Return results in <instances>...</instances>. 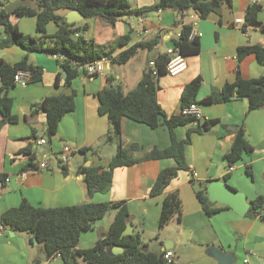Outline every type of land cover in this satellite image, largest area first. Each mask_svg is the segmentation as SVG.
Returning a JSON list of instances; mask_svg holds the SVG:
<instances>
[{
  "label": "crops",
  "instance_id": "1",
  "mask_svg": "<svg viewBox=\"0 0 264 264\" xmlns=\"http://www.w3.org/2000/svg\"><path fill=\"white\" fill-rule=\"evenodd\" d=\"M157 1L129 0L132 12L115 22L96 16L75 23L80 28L87 25V29L79 35L102 47L111 48L122 37L129 36L125 45L111 51L112 57L140 42L157 40L158 44L151 50H140L124 65L112 61L107 63L103 74L92 76L80 71L70 87L64 85L67 75L61 69L57 56L49 53L27 54L18 46L0 47V60L15 64L28 56L30 63L43 69L40 82L29 83L26 87L16 85L10 90L12 113L19 121L5 125L0 131V264H37L39 254L44 250L39 244L31 243L29 234L15 232L2 224L3 213L19 207L23 201L44 209L82 203L124 202L130 214L129 223L134 234L141 235L145 250L156 253L171 250L174 253L173 264H218L207 253L211 247L234 255L235 263L244 257V264H264L262 218L240 217L232 209H224L209 217L196 197L200 184L206 182L208 186L211 180L222 181L226 176L227 183L244 192L249 202L259 196L264 197V108L250 112L245 98H235L222 104L202 103L214 91L221 90L227 83H234L238 75L246 80L264 76V63L256 54L249 53L241 59L238 55L240 48H263L264 1L259 5L257 25L246 23L251 6L249 0H231V5L225 3L220 12L201 18L198 24L202 34L200 53L187 57L188 67L183 73L175 77L167 74L158 81L157 97L162 109L168 115H179L185 87L196 78L202 79L197 104L203 118L175 130L178 140H185L190 134L191 143L186 148L189 169L180 171L162 194L152 196L150 191L160 171L173 167L175 163L172 159L143 160L116 168L112 187L107 193L92 196L87 193L81 168L92 167L101 172L114 156L108 148L113 144L105 141L110 123L106 116L98 112V94L108 86L121 87L125 93L133 90L148 70L149 62L172 48L183 26L188 23L189 14L182 17L174 10L137 12L155 5ZM2 2L4 0H0V12ZM68 12L62 10L58 14L65 18ZM239 19L245 24H237ZM12 20L23 34L41 38L36 16L12 17ZM57 29L54 22L48 23L47 36H53ZM6 37L4 27L0 25V42ZM46 42L51 44L50 40ZM134 61H137L138 67L130 72L128 69ZM57 76L61 77L58 85L55 84ZM73 93L74 110L61 119L57 134L48 140L46 115L43 112L32 114L33 105L46 97ZM212 120H217V123L205 129V122ZM199 124L203 128L201 132L196 130ZM239 127L244 128L246 139L254 150L230 166L225 156L231 151ZM33 135H36L35 139ZM38 140H45V143L40 145ZM122 143L124 147L132 144L139 146L132 154L133 158L139 159L154 148L169 147L170 132L165 125L151 129L124 118ZM65 146L74 151L69 164L64 166L60 160ZM32 156L36 166L46 162L47 169L27 170ZM231 167L234 168L232 171ZM247 168L251 176L247 174ZM7 179L10 181L7 182ZM176 191L182 200V220L174 218L160 229L164 199L168 193ZM117 212L112 209L94 224L91 231L83 233L77 248H92L107 233ZM42 264L64 263L56 257L42 261Z\"/></svg>",
  "mask_w": 264,
  "mask_h": 264
},
{
  "label": "trees",
  "instance_id": "2",
  "mask_svg": "<svg viewBox=\"0 0 264 264\" xmlns=\"http://www.w3.org/2000/svg\"><path fill=\"white\" fill-rule=\"evenodd\" d=\"M16 1V0H15ZM25 5L18 7L14 13L7 12L5 7L12 0H4L0 12V25L5 29L7 37L0 42V47L6 48L18 46L27 54L49 53L57 55L61 69L66 73L64 85L70 87L73 80L79 75L80 67L95 62L103 57L109 58L113 63L124 65L128 63L140 50H151L157 46L158 41L140 42L120 53L116 57L111 56V51L129 41V36H124L111 47L96 45L93 41L79 35L87 29V25L76 27V24H68L66 19L58 14L59 10L78 11L85 19L96 16L115 22L132 12L129 0H24ZM231 0H158L153 6L142 8L137 12L151 10H174L182 17L191 11H196L201 18H207L212 13L220 12L222 6ZM260 6L251 5L246 16L248 25H257V14ZM36 16L37 30L42 34L41 38L23 34L12 17ZM54 22L58 29L53 36H47L46 25ZM191 26L185 24L180 36L174 41V47L184 56L198 55L201 51L200 38L190 39ZM46 40L51 44L47 45ZM249 53L256 54L260 62L264 63V49L261 47H244L239 49V59ZM157 76L153 75L154 69L149 67L144 72L137 86L125 93L121 87L108 86L98 94L101 116H106L110 123V130L105 141L117 145L116 154L111 159L109 166L99 172L97 168L82 167L80 173L84 176L87 193L89 196L95 193H107L113 182L114 170L119 167L134 165L143 160L172 159L173 167L164 168L160 171L157 180L151 188L150 194L157 196L162 194L170 182L176 178L180 171H186L189 166L186 161V148L191 143L188 133L185 140H178L175 130L178 127L194 123L192 116L168 115L158 102V81L161 76L167 75V63L169 57L166 54L158 55L154 59ZM30 72V83L42 80L43 69L29 62L28 56L15 64H9L0 60V131L7 124H15L18 117L12 113L13 99L9 96L10 90L17 84L15 75L18 72ZM57 76L55 84L60 82ZM202 85V79L196 78L184 89L181 97L182 109L197 103V96ZM235 98H245L249 103V111L264 108V76L257 79H243L238 75L234 83H227L221 90L214 91L203 104H222ZM75 108V94L51 96L44 98L40 103L34 104L32 114L43 112L46 115V135L51 140L58 132L61 119ZM130 119L142 123L151 129H157L165 125L170 132L171 143L165 149L154 148L142 158H133L132 154L139 146L132 144L124 147L122 143V120ZM217 123V120L207 121L204 128ZM201 132L203 128L199 124L196 128ZM33 139L36 135H33ZM253 147L246 139L245 130L239 127L231 147L230 153L225 156L228 164L238 163L244 154H251ZM86 152V150L82 151ZM34 157L27 170H35ZM246 172L251 176L250 169ZM228 176L225 177L227 181ZM207 183H202L196 189V197L200 202L205 214L209 217L219 213L227 206L211 204L206 193ZM250 210L246 217L262 218L264 220V197L259 196L250 202ZM112 209L118 210L117 215L107 233L89 249H78L83 233L91 231L94 224L103 219ZM182 200L179 192L168 193L164 199L159 220L160 229L165 228L172 219L182 220ZM130 214L124 202L108 203H82L69 207L37 208L29 202L3 213L2 224L15 232H24L30 235L31 243L34 239L44 249L47 261L54 260L58 253L64 264H168L163 253L146 251L141 235L133 234L123 236L129 221ZM112 245H120L123 253L111 255L108 248ZM37 264H42L38 260ZM173 264V263H172Z\"/></svg>",
  "mask_w": 264,
  "mask_h": 264
},
{
  "label": "built area",
  "instance_id": "3",
  "mask_svg": "<svg viewBox=\"0 0 264 264\" xmlns=\"http://www.w3.org/2000/svg\"><path fill=\"white\" fill-rule=\"evenodd\" d=\"M264 0H249L251 5H260ZM188 17V23L191 26V33H190V39L193 38H200L201 37V33L198 30V24L199 21L201 19L200 15L196 12V11H191L189 13ZM237 24H241L244 25L245 22L242 19H239L236 21ZM263 49H264V44H263ZM168 57H169V62L167 63V74L175 77L178 76L179 74L183 73L187 67V57L184 56L183 54L180 53V51L175 48L174 46L170 49L167 50V52L165 53ZM57 56V55H55ZM58 58V57H57ZM111 62V60L107 57H103L95 62L86 64L82 67H80V70L92 75V76H96V75H100L103 74L105 72L106 69V64ZM155 61L151 60L149 62V67L153 68V75L157 76V72L155 69ZM31 80V74L30 72H18V74L15 75V82L17 85L21 86V87H26L29 85ZM181 114L185 115V116H192L194 117L196 120H201L203 118L202 116V112L201 109L199 107V105L197 103H193L189 106H187L186 108H183L181 110ZM45 143V140H38V144L42 145ZM73 149H71L69 146H65L63 149V154L61 156V160L60 163L62 165H68L71 159V154L73 153ZM47 163L46 162H40L37 163V168L36 170H44L47 169ZM234 168L231 167L230 170L232 171ZM25 174L22 175V177H24ZM7 182L10 181V179L6 180ZM57 258H61V254L58 253ZM164 259L167 261L168 264H172L173 260H174V253L171 250H168L166 252H164ZM248 262V261H245Z\"/></svg>",
  "mask_w": 264,
  "mask_h": 264
},
{
  "label": "water",
  "instance_id": "4",
  "mask_svg": "<svg viewBox=\"0 0 264 264\" xmlns=\"http://www.w3.org/2000/svg\"><path fill=\"white\" fill-rule=\"evenodd\" d=\"M25 4L24 0H16L8 4L5 9L12 14L18 7ZM65 19L68 24H74L82 21L84 17L78 11L72 10L68 12ZM206 193L211 204L227 206L240 217H245L250 210L251 205L246 194L230 186L226 180H211L206 188ZM133 234V227L128 221L123 236H131ZM34 243L38 244V241L34 239ZM108 253L111 255L121 254L123 253V248L120 245H112L108 248ZM207 253L215 258L218 264H234L236 261L234 255L225 253L216 247L209 248ZM39 258L41 261L47 260L44 250L39 254Z\"/></svg>",
  "mask_w": 264,
  "mask_h": 264
},
{
  "label": "rangeland",
  "instance_id": "5",
  "mask_svg": "<svg viewBox=\"0 0 264 264\" xmlns=\"http://www.w3.org/2000/svg\"><path fill=\"white\" fill-rule=\"evenodd\" d=\"M131 2L133 1V0H130ZM60 12H62V10H59V13ZM135 67H138V63H137V61H134L133 63H132V65H130V69H128V71L130 70V72H133L134 71V69H135ZM109 150H111V152H112V155H115L116 154V151H117V145L116 144H113V145H110L109 147ZM245 172V171H244ZM244 176H245V173H244ZM250 179V178H249ZM214 218H216V216L214 217ZM149 242V241H148ZM235 264H244V257L243 258H239V261L238 262H236Z\"/></svg>",
  "mask_w": 264,
  "mask_h": 264
}]
</instances>
